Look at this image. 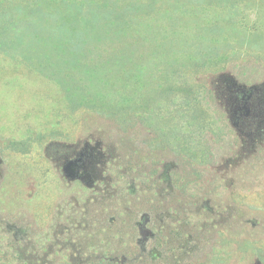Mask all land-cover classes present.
Listing matches in <instances>:
<instances>
[{
  "label": "rangeland",
  "instance_id": "rangeland-1",
  "mask_svg": "<svg viewBox=\"0 0 264 264\" xmlns=\"http://www.w3.org/2000/svg\"><path fill=\"white\" fill-rule=\"evenodd\" d=\"M142 16L127 46L0 52V264H264V122L229 93L264 95V0ZM85 147L91 183L62 169Z\"/></svg>",
  "mask_w": 264,
  "mask_h": 264
},
{
  "label": "trees",
  "instance_id": "trees-1",
  "mask_svg": "<svg viewBox=\"0 0 264 264\" xmlns=\"http://www.w3.org/2000/svg\"><path fill=\"white\" fill-rule=\"evenodd\" d=\"M157 0H0V52L43 47L54 42L68 53L104 41L127 46L137 19V37L144 34L142 9ZM98 42V43H94ZM100 42V43H99ZM75 57V56H72ZM74 59H78V56Z\"/></svg>",
  "mask_w": 264,
  "mask_h": 264
},
{
  "label": "flooded vegetation",
  "instance_id": "flooded-vegetation-1",
  "mask_svg": "<svg viewBox=\"0 0 264 264\" xmlns=\"http://www.w3.org/2000/svg\"><path fill=\"white\" fill-rule=\"evenodd\" d=\"M229 93L232 112L237 117L238 126L246 132H250L251 130L255 131V129L260 128L261 124L264 122V95L262 91L245 89L233 85L230 87ZM89 155V160L92 161L94 152L91 150ZM87 161L88 160L83 157L86 168ZM82 170L83 168L80 167L78 171L81 172Z\"/></svg>",
  "mask_w": 264,
  "mask_h": 264
},
{
  "label": "water",
  "instance_id": "water-1",
  "mask_svg": "<svg viewBox=\"0 0 264 264\" xmlns=\"http://www.w3.org/2000/svg\"><path fill=\"white\" fill-rule=\"evenodd\" d=\"M230 119L232 121V124L234 126H237L236 116L233 114L232 111L230 113ZM89 149H90L89 147H85L83 151H81L77 156H75L72 159H68L63 163L62 169L67 177L69 178L80 177L83 180H85L87 183L92 182L91 174L88 172V170L85 167V163L83 162V157L85 158L89 157ZM80 167L83 168L81 172L78 171ZM141 219L142 222L139 223V231L141 234V241H144L150 235V231L149 229L146 228V222L148 221V217L146 215H142Z\"/></svg>",
  "mask_w": 264,
  "mask_h": 264
}]
</instances>
